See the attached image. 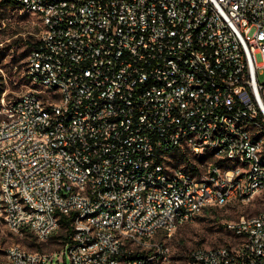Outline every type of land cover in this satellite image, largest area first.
Masks as SVG:
<instances>
[{
    "label": "built area",
    "instance_id": "2783aa9c",
    "mask_svg": "<svg viewBox=\"0 0 264 264\" xmlns=\"http://www.w3.org/2000/svg\"><path fill=\"white\" fill-rule=\"evenodd\" d=\"M38 16L31 86L0 99V219L58 252L0 264H153L198 213L264 195V0H12ZM212 160L170 165L187 151ZM189 264H264V208Z\"/></svg>",
    "mask_w": 264,
    "mask_h": 264
},
{
    "label": "rangeland",
    "instance_id": "374dc122",
    "mask_svg": "<svg viewBox=\"0 0 264 264\" xmlns=\"http://www.w3.org/2000/svg\"><path fill=\"white\" fill-rule=\"evenodd\" d=\"M41 30L42 24L37 15L24 11L17 5L0 3V99L4 97L5 101L12 100L23 89L31 86L24 73L25 61L32 49L29 44L38 41ZM188 159L201 162L212 160L208 151L202 158H192L187 150L172 154L170 165L185 166ZM263 208L264 195L259 194L248 202L233 201L223 206H211L192 220L178 225L170 235L159 231L151 242L163 245L166 260L158 256L153 264H189V255L196 248L234 243L235 236L226 227L227 223L241 215L255 214ZM65 233L66 229L58 226L42 241L28 229L20 232L11 230L0 219V257L12 245H18L27 251L54 254L62 247L64 240L61 235Z\"/></svg>",
    "mask_w": 264,
    "mask_h": 264
},
{
    "label": "trees",
    "instance_id": "16d2710c",
    "mask_svg": "<svg viewBox=\"0 0 264 264\" xmlns=\"http://www.w3.org/2000/svg\"><path fill=\"white\" fill-rule=\"evenodd\" d=\"M0 3L3 4V5H11V6L17 5V6L20 7V5H18L16 2H14L12 0H0ZM36 43L37 42L30 43L29 45L33 49L35 47ZM70 221H71L70 216L63 215V214L60 215V218H59V226L66 229V233L64 235H61L62 236V239L64 240V242L69 238V236L71 234Z\"/></svg>",
    "mask_w": 264,
    "mask_h": 264
}]
</instances>
